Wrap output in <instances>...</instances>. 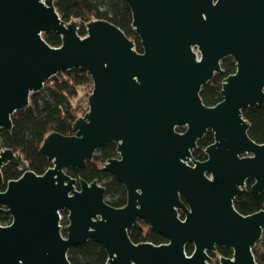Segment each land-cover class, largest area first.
I'll return each mask as SVG.
<instances>
[{
  "label": "water",
  "instance_id": "obj_1",
  "mask_svg": "<svg viewBox=\"0 0 264 264\" xmlns=\"http://www.w3.org/2000/svg\"><path fill=\"white\" fill-rule=\"evenodd\" d=\"M123 1L141 51L105 19L86 21L79 35L80 20H63L54 0H0V130L10 132L12 114L57 73L82 67L92 80L73 133L43 138L38 150L51 162L43 173L0 137V213L11 217L0 224V264H71L68 248L88 240L104 248V264H209L218 246L232 250L218 264H258L264 208L241 214L233 199L249 178L251 192L264 191V143L249 136L242 115L264 105V0ZM47 32L61 43L49 45ZM226 56L235 71L221 83V100L205 105L200 90ZM209 130L206 158H192ZM108 142L117 155L102 169L125 188L120 207L106 202L97 180L66 172ZM7 163L23 172L5 182ZM139 219L166 241L133 242L128 230Z\"/></svg>",
  "mask_w": 264,
  "mask_h": 264
},
{
  "label": "trees",
  "instance_id": "obj_2",
  "mask_svg": "<svg viewBox=\"0 0 264 264\" xmlns=\"http://www.w3.org/2000/svg\"><path fill=\"white\" fill-rule=\"evenodd\" d=\"M54 5L60 17L69 21L79 19L78 34H85L84 24L90 19H105L118 26L131 40L137 51L142 50L139 38L131 26L132 16L130 7L123 0H54ZM45 41L51 46L61 43L60 36L55 32L43 34ZM221 73L214 74L213 78L204 84L200 90V97L205 105L211 106L221 100V83L225 76L235 71V62L230 56L221 61ZM92 88V80L88 72L82 67H74L65 72L57 73L50 77L38 92H32L29 96V106L24 110L15 111L12 116V129L10 132L0 130V137L5 147L19 151L27 162V168L41 174L51 165L46 156L39 152V146L47 133L57 131L61 134H71L72 122L79 116L81 110L80 100L77 98L80 90H84L87 97ZM81 96V95H79ZM79 100L73 103L72 100ZM86 108V107H85ZM243 117L249 122L248 134L257 143H264V105L247 107L242 110ZM177 130L183 131V127ZM213 141V134L209 130L200 139L192 151V158L204 160L206 155L204 148ZM117 155L116 145L113 142L105 143L95 150L92 158L86 161L83 168H67L66 172L73 177H81L87 181L97 180L105 187V200L109 204L120 207L126 202L124 186L110 173L102 169L103 163ZM1 172L6 182L17 178L23 172L19 166L7 163L2 166ZM252 178L246 180L247 190L233 199V205L241 214H249L264 208V191L253 193L249 186ZM5 183L0 184L3 190ZM60 223L66 224V211H61ZM180 216L183 214L180 212ZM11 220L10 215L0 213V224H7ZM61 233L66 231L62 226ZM130 239L137 243L150 241L154 244L165 242V238L152 231L145 221L139 219L129 230ZM192 244L185 246V251H192ZM229 247L218 246L215 252H210L212 257L231 256ZM253 254L258 264H264V231L260 241L253 248ZM67 257L71 264H104L107 253L97 242L88 240L83 244L68 248ZM218 264L217 259L214 263Z\"/></svg>",
  "mask_w": 264,
  "mask_h": 264
},
{
  "label": "rangeland",
  "instance_id": "obj_3",
  "mask_svg": "<svg viewBox=\"0 0 264 264\" xmlns=\"http://www.w3.org/2000/svg\"><path fill=\"white\" fill-rule=\"evenodd\" d=\"M193 50H195V52H197V54H198V51H196V49L195 48H193ZM84 90H80V92H79V95H81V96H79L78 95V99L80 100V102L79 103H81L82 105L80 106L81 107V110L79 111V116H81V115H83L86 111H87V109H88V103H87V97L84 95ZM90 93V92H89ZM88 96V95H87ZM77 98H74L73 100H72V102L73 103H76V102H78L79 100H77ZM86 107V108H85ZM95 153V152H94ZM61 224V223H60ZM66 225V224H65ZM65 225L64 224H61V229H62V226L65 228ZM63 235V234H62ZM211 261H212V263H214V261L216 260V259H218V256L215 258V257H212L211 256ZM211 261L209 262V264H211ZM218 262V261H217Z\"/></svg>",
  "mask_w": 264,
  "mask_h": 264
},
{
  "label": "flooded vegetation",
  "instance_id": "obj_4",
  "mask_svg": "<svg viewBox=\"0 0 264 264\" xmlns=\"http://www.w3.org/2000/svg\"><path fill=\"white\" fill-rule=\"evenodd\" d=\"M246 189H247V187H246Z\"/></svg>",
  "mask_w": 264,
  "mask_h": 264
}]
</instances>
